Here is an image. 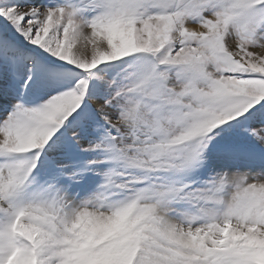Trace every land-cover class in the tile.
Returning a JSON list of instances; mask_svg holds the SVG:
<instances>
[{
    "label": "snow or ice",
    "instance_id": "1",
    "mask_svg": "<svg viewBox=\"0 0 264 264\" xmlns=\"http://www.w3.org/2000/svg\"><path fill=\"white\" fill-rule=\"evenodd\" d=\"M0 264H264V0H0Z\"/></svg>",
    "mask_w": 264,
    "mask_h": 264
}]
</instances>
